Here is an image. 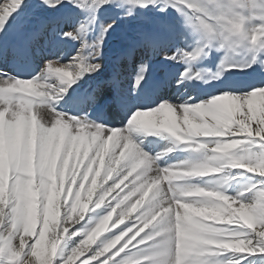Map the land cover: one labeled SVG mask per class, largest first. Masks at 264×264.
Wrapping results in <instances>:
<instances>
[{"label":"snow or ice","instance_id":"6c2138e0","mask_svg":"<svg viewBox=\"0 0 264 264\" xmlns=\"http://www.w3.org/2000/svg\"><path fill=\"white\" fill-rule=\"evenodd\" d=\"M259 260L264 0H0V264Z\"/></svg>","mask_w":264,"mask_h":264},{"label":"bare ground","instance_id":"6f19581e","mask_svg":"<svg viewBox=\"0 0 264 264\" xmlns=\"http://www.w3.org/2000/svg\"><path fill=\"white\" fill-rule=\"evenodd\" d=\"M211 86H205L203 88H201V92H206L209 90ZM145 143L148 145V148L151 149V151L153 152V154L161 152L162 150L168 148L170 146V143L168 140L166 139H157L155 137H149L147 141H145ZM147 150V149H146ZM187 152L186 151H182V150H177L173 153H171L170 155H168L167 157H165L163 160L160 161L161 166H165L167 164H172L174 162L177 161H182L184 159H187L190 157V155H186ZM186 155V156H185ZM249 174H243V176L241 177L240 180V184L238 186H240L239 188H243L244 184L247 182L245 177L248 176ZM237 184V183H236ZM235 188V187H234ZM240 190V189H238ZM238 190L235 189V191L232 193V196H235L236 193L238 192ZM258 259V258H256ZM254 260V258H253ZM257 261V260H254ZM258 264H264L263 260H259Z\"/></svg>","mask_w":264,"mask_h":264},{"label":"rangeland","instance_id":"374dc122","mask_svg":"<svg viewBox=\"0 0 264 264\" xmlns=\"http://www.w3.org/2000/svg\"><path fill=\"white\" fill-rule=\"evenodd\" d=\"M236 79L239 80V79H241V78H240V77H237ZM188 154L190 155V153L187 152L186 155H188ZM186 155H185V156H186ZM239 184H240V183H237V184H236V182H233V186H231V187L228 188V191L226 192V194L232 196V195H233L232 193L235 191V189H236V190H238V189L241 190V188H239L240 186H238ZM234 187H235V188H234ZM238 191H239V190H238ZM254 260H257V259L254 258ZM263 261H264V260H263Z\"/></svg>","mask_w":264,"mask_h":264}]
</instances>
